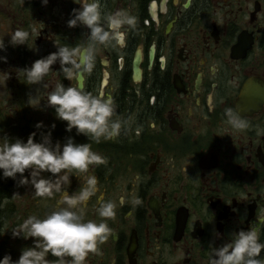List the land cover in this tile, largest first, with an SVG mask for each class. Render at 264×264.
<instances>
[{"label":"flooded vegetation","instance_id":"flooded-vegetation-1","mask_svg":"<svg viewBox=\"0 0 264 264\" xmlns=\"http://www.w3.org/2000/svg\"><path fill=\"white\" fill-rule=\"evenodd\" d=\"M100 4L106 15L123 10L136 17L135 29H121L123 45H96L91 71L78 81L65 80L57 62L33 85L20 69L57 46H91L89 29L67 26L73 9L82 5L0 0V43L5 45L0 56L7 57L6 63L0 61L3 137L26 142L36 132L40 142L51 131L53 144L73 137L108 160L90 168L98 190L83 211L86 221L99 223L104 218L97 216L98 207L111 201L116 215L106 220L112 232L86 264H210L214 247L250 227L264 243V0ZM17 29L30 35L25 45L14 47L10 36ZM87 61V55L81 57ZM57 82L113 96V119L127 122L121 135L95 143L75 129L66 132L67 122L56 119L47 105ZM227 109L247 126L232 129ZM41 121L44 127L36 128ZM18 180L19 174L13 180L0 172V259L10 254L13 261L33 246V239L13 238L11 231L29 216L43 219L63 195L36 197L31 185L18 186ZM82 184L83 176L73 175L67 190L75 192ZM137 198L141 204L133 205ZM48 259L56 258L49 254Z\"/></svg>","mask_w":264,"mask_h":264},{"label":"clouds","instance_id":"clouds-1","mask_svg":"<svg viewBox=\"0 0 264 264\" xmlns=\"http://www.w3.org/2000/svg\"><path fill=\"white\" fill-rule=\"evenodd\" d=\"M74 2L82 7L73 9L67 26L75 28L79 25L89 29L91 46L82 50L57 46V51L35 60L30 67L20 69L28 84L41 83L57 62L65 80L78 81L82 72L91 71L96 45L106 46L113 42L123 45L125 33L121 29L125 26L136 28L135 16L123 10L106 15L100 0ZM42 3L47 5L48 0H42ZM35 32L36 29H32V34ZM29 35L28 31L17 29L11 34L10 43L14 47L25 45ZM4 49V43H0V50ZM84 55H87V63L81 62ZM0 61L6 63L7 57L0 56ZM31 100L30 97V104ZM47 105L55 110L56 119L67 122L66 132L71 133L75 129L76 135H84L95 143H100L102 139H117L123 125L127 123L113 119L116 101L103 91L94 95L78 86H65L57 82L48 93ZM225 116L232 129H244L247 126L245 120L234 114L232 109H227ZM35 127L43 128L44 124L41 121ZM51 127L55 129L56 125ZM36 135V132L31 133L26 142L20 138L10 140L7 136L0 139L2 177L17 180L19 174L18 186L31 185L36 197L52 198L61 192L63 195L57 207L43 219L29 216L11 231L13 238L33 239V246L23 248L19 259L15 261L10 254L5 255L0 259V264H86L89 253H96L98 245L103 244L112 232L106 220L116 215V205L111 201L101 203L98 207L97 216L104 218L99 223L86 221L83 211L88 200L98 190V179L89 174L90 168L107 165L108 160L94 152L90 143L78 144L73 137H68L63 144L59 141L53 144L51 131L42 134L40 142L36 141ZM26 171L28 175H25ZM44 173L50 175L45 176ZM73 175L83 176V184L77 191L69 193L67 188L71 185ZM119 203L121 206L126 203L124 196L120 197ZM132 203L140 205L141 201L137 198ZM260 220L264 222V217H260ZM262 251L264 243L257 229H241L233 232L228 242L214 247L210 264H264ZM49 254L56 259L49 260Z\"/></svg>","mask_w":264,"mask_h":264},{"label":"rangeland","instance_id":"rangeland-1","mask_svg":"<svg viewBox=\"0 0 264 264\" xmlns=\"http://www.w3.org/2000/svg\"><path fill=\"white\" fill-rule=\"evenodd\" d=\"M0 114L3 115V86L0 84ZM3 138V130L0 129V139Z\"/></svg>","mask_w":264,"mask_h":264}]
</instances>
